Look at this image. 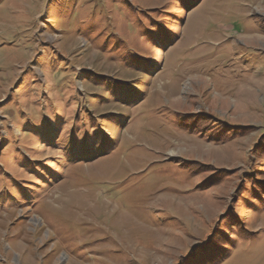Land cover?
I'll use <instances>...</instances> for the list:
<instances>
[{"label": "rangeland", "instance_id": "rangeland-1", "mask_svg": "<svg viewBox=\"0 0 264 264\" xmlns=\"http://www.w3.org/2000/svg\"><path fill=\"white\" fill-rule=\"evenodd\" d=\"M0 0V264H264V0Z\"/></svg>", "mask_w": 264, "mask_h": 264}, {"label": "trees", "instance_id": "trees-1", "mask_svg": "<svg viewBox=\"0 0 264 264\" xmlns=\"http://www.w3.org/2000/svg\"><path fill=\"white\" fill-rule=\"evenodd\" d=\"M199 1H200V0H194V3H193V4H195V2H196V4H198ZM196 4H195V5H196Z\"/></svg>", "mask_w": 264, "mask_h": 264}]
</instances>
